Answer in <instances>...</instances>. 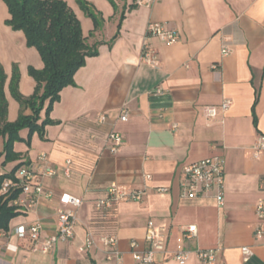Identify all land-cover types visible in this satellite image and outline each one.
<instances>
[{"label":"crops","instance_id":"crops-1","mask_svg":"<svg viewBox=\"0 0 264 264\" xmlns=\"http://www.w3.org/2000/svg\"><path fill=\"white\" fill-rule=\"evenodd\" d=\"M64 1L78 17L88 44L97 45L98 55L87 58L74 85L60 92L50 114L55 124L45 127L44 136L34 133L27 144L29 131L24 129L23 141L14 144L19 158L8 163L4 155L0 158V176L22 163L33 169L45 193H54L0 233V264H117L107 260L100 244L80 251L88 233L116 235L124 264H135L131 243H138V252L147 249L149 222L167 234L166 250L156 255L155 264H179L178 239L191 225L197 226V236L184 246L216 250L214 264H264V239L254 234L256 206L264 198V153L258 160L252 157L258 137H264V0H138L131 11V0H115L117 11L108 0H86L102 16L99 30L77 0ZM9 19L2 7L0 63L7 76L8 121L13 123L21 112L9 90L13 66L19 68L20 93L30 97L37 84L29 69L42 70L44 63L27 46L24 33L6 24ZM152 23L178 32L179 40L167 44L148 36ZM146 47L158 54L159 66L142 60ZM225 101L231 102L229 109L209 120L206 107ZM124 109L127 122L119 120ZM44 119L42 112L40 123ZM112 132L123 137L115 154L108 139ZM41 154L47 155L54 176L39 172ZM213 156L225 161L224 205L218 206L214 193L181 198L182 168ZM113 183L141 191L142 200L121 202L108 215L97 211L95 203L107 198ZM161 188L168 192H159ZM63 193L83 200L80 208L69 207L78 219L75 237L46 255L41 245L57 233ZM35 223L43 228L36 250L16 234L18 227ZM243 247L254 252L247 262ZM186 264L204 263L191 254Z\"/></svg>","mask_w":264,"mask_h":264},{"label":"built area","instance_id":"built-area-1","mask_svg":"<svg viewBox=\"0 0 264 264\" xmlns=\"http://www.w3.org/2000/svg\"><path fill=\"white\" fill-rule=\"evenodd\" d=\"M148 36L158 37L167 44H175L179 40L178 32L168 30L158 23L149 25ZM226 55L229 50L224 49ZM142 60L151 65L159 66L160 59L158 54L151 48H145L142 53ZM158 93H161L158 90ZM231 105L230 101H225L219 106L206 107V113L209 120L219 117L226 112ZM129 113L126 109L122 110L119 115L121 122H127ZM106 118L99 117V123H104ZM112 153H117L123 144V137L120 133L112 132L108 137ZM264 153V137H258L253 146L252 157L256 160L260 159ZM39 172L42 176L52 177L56 174L55 170L50 166L47 155L41 154L38 158ZM67 165H70L68 161ZM65 174L69 175L70 170L67 168ZM35 173L29 166L21 167L15 174V180L7 179L4 181L0 194L6 195L13 189H20L19 197L13 201V204L19 207L22 211H30L41 200L43 196L53 198V192H44L41 184L35 181ZM159 192L166 193L168 189L161 188ZM108 196L95 203L96 210L104 215L112 213L115 206L121 202L141 201L143 193L139 190L127 189L116 183L111 184L108 188ZM214 193V198L218 206H223L225 203V161L220 156H213L198 162L186 165L181 171V198L193 199L202 197L207 194ZM60 207L58 209V224L57 233L46 238L41 245L43 254H50L59 242H67L75 237V228L78 223L76 212L69 207L80 208L83 204L81 198L75 197L68 193H63L59 196ZM256 216L258 224L255 229V238L257 240L264 239V198H261L256 206ZM42 226L40 223H35L31 227L26 228L20 226L16 229V234L22 239L30 241L34 250H36L41 240ZM197 236V226L191 225L185 229L178 239L175 252V259L179 264H186L191 254H194L199 261L204 264H214L216 259V250H189L184 246L186 239L191 240ZM145 242L147 249L144 252L136 251L139 247L138 243L133 241L131 247L133 249L132 257L135 264H155L157 254L164 252L167 245V234L161 227H155L153 222H149L146 230ZM97 244H100L107 250V260H116L117 264H124L122 254L118 249V238L116 235H100L95 237L88 233L84 245L80 248L81 252L89 251ZM244 261L247 262L254 252L250 247L241 249Z\"/></svg>","mask_w":264,"mask_h":264},{"label":"trees","instance_id":"trees-1","mask_svg":"<svg viewBox=\"0 0 264 264\" xmlns=\"http://www.w3.org/2000/svg\"><path fill=\"white\" fill-rule=\"evenodd\" d=\"M9 12L10 19L6 24L14 31H22L27 46L35 48L43 63L42 70L29 69V74L36 81V88L32 96L24 97L20 93V72L17 65L13 66L9 90L12 97L20 104L21 112L18 119L8 121V101L5 95L7 76L0 63V137L4 139L5 162H12L19 158L14 152V144L22 142L20 132L29 131L26 143L29 144L34 133L44 136L45 127L55 124L50 114L56 102L60 99V92L74 85V76L82 68L87 58L98 55L97 45L91 47L83 34L81 23L75 12L64 0H2ZM115 11L118 10L115 0H108ZM127 1V0H123ZM128 9L138 7V0H131ZM80 9L90 17L95 30L102 27V16L86 0H77ZM125 17L124 11L120 16L121 22ZM30 110V114L24 111ZM45 119L40 123L41 113ZM254 124H257L255 105L253 108ZM20 163L9 173L0 176V190L5 180H15L16 172L23 167ZM21 193L20 189H13L6 195L0 194V233L9 230L10 222L23 211L13 204Z\"/></svg>","mask_w":264,"mask_h":264},{"label":"rangeland","instance_id":"rangeland-1","mask_svg":"<svg viewBox=\"0 0 264 264\" xmlns=\"http://www.w3.org/2000/svg\"><path fill=\"white\" fill-rule=\"evenodd\" d=\"M2 7L5 9L6 5L2 0H0V14H2Z\"/></svg>","mask_w":264,"mask_h":264}]
</instances>
